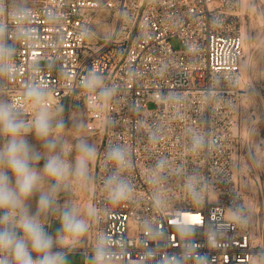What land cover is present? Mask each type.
I'll list each match as a JSON object with an SVG mask.
<instances>
[{
  "label": "built area",
  "instance_id": "1",
  "mask_svg": "<svg viewBox=\"0 0 264 264\" xmlns=\"http://www.w3.org/2000/svg\"><path fill=\"white\" fill-rule=\"evenodd\" d=\"M242 5L0 0V47L11 49L0 57V104L38 114L67 99L101 137L86 264H254L263 231L237 171ZM6 141L0 133V149ZM112 176L128 185L118 201ZM0 261L14 264L9 253Z\"/></svg>",
  "mask_w": 264,
  "mask_h": 264
},
{
  "label": "rangeland",
  "instance_id": "2",
  "mask_svg": "<svg viewBox=\"0 0 264 264\" xmlns=\"http://www.w3.org/2000/svg\"><path fill=\"white\" fill-rule=\"evenodd\" d=\"M13 1L27 3L33 0ZM241 15L245 38L242 60V86L245 94L239 119L240 146L237 171L244 184L248 204L259 212L263 237L259 240L254 264H264V0H249L247 8L243 11L241 9ZM173 43L177 45V40H173ZM42 111L51 118L53 134L48 139L54 140L55 149H48L45 142L34 135L31 127L24 135L32 152L40 157L39 161L33 160L31 166L42 176L38 190L25 201L27 212L30 216L38 215L46 232L52 237V252L62 254L71 249L84 250L90 237L89 213L92 208L94 165L101 137L85 129V116L78 103L71 106L69 100L65 99L54 107ZM59 122H63V128L56 127ZM8 139L7 136V141ZM81 141L92 145L96 150L94 158L88 163L87 178L68 175L59 191L51 193V186L55 181L43 175L46 159L50 155L60 154L66 164L74 169L78 158L77 145ZM8 175L12 178L14 186L15 177L11 172H8ZM42 193L53 195L55 201L53 206L45 211L38 207ZM66 209L86 222L85 233L73 236L63 230L61 218ZM20 215L21 211L17 209V220ZM15 231L19 236H23L19 227H15Z\"/></svg>",
  "mask_w": 264,
  "mask_h": 264
},
{
  "label": "clouds",
  "instance_id": "3",
  "mask_svg": "<svg viewBox=\"0 0 264 264\" xmlns=\"http://www.w3.org/2000/svg\"><path fill=\"white\" fill-rule=\"evenodd\" d=\"M10 54L11 49L0 47V57ZM4 71H6L5 68H0V73ZM98 83L99 78L94 75L86 80L90 88L96 87ZM26 94L36 103L44 97L43 91L37 87L29 88ZM63 126V122L56 125L57 128H63ZM30 127L34 135L45 142L48 149H55L54 140L48 139L53 134V126L46 112H39ZM28 129L29 126L17 118V112L11 105L0 104V133L9 138L0 149V210H5L0 216V252L11 254L14 264H62L61 254L51 250L52 237L46 232L38 215L30 216L27 212L25 201L38 190L42 178L41 173L31 166V162L39 161L40 157L32 152L24 138ZM77 152L78 158L74 169L66 164L60 154L50 155L46 159L43 175L55 181L51 186V193L59 191L68 175L87 178L88 163L94 158L96 150L92 145L81 141L77 145ZM108 156L118 165H123L125 157L120 146H111ZM8 172L15 177L14 186ZM106 184L113 186L110 189L113 201L126 196L128 185L123 180L112 176L108 178ZM54 203L53 195L42 193L38 200V207L41 211H45ZM17 209L21 211L18 220L16 219ZM61 222L63 230L73 236L82 235L87 231L86 222L75 217L70 210H64ZM15 227L22 230V237L17 234ZM32 253H36L35 259ZM0 264H7V261H0Z\"/></svg>",
  "mask_w": 264,
  "mask_h": 264
},
{
  "label": "crops",
  "instance_id": "4",
  "mask_svg": "<svg viewBox=\"0 0 264 264\" xmlns=\"http://www.w3.org/2000/svg\"><path fill=\"white\" fill-rule=\"evenodd\" d=\"M62 264H86L87 254L82 249H71L61 254Z\"/></svg>",
  "mask_w": 264,
  "mask_h": 264
},
{
  "label": "bare ground",
  "instance_id": "5",
  "mask_svg": "<svg viewBox=\"0 0 264 264\" xmlns=\"http://www.w3.org/2000/svg\"><path fill=\"white\" fill-rule=\"evenodd\" d=\"M247 4H249V0H243L242 11L247 8ZM43 110H46V109H43ZM38 114L17 113V118L23 121L26 125H28L30 129V126L32 125V123L34 122Z\"/></svg>",
  "mask_w": 264,
  "mask_h": 264
}]
</instances>
